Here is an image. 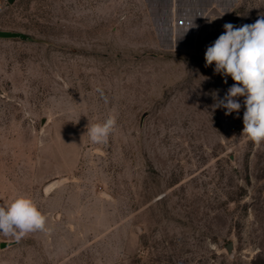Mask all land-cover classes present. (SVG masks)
<instances>
[{"label": "rangeland", "instance_id": "rangeland-1", "mask_svg": "<svg viewBox=\"0 0 264 264\" xmlns=\"http://www.w3.org/2000/svg\"><path fill=\"white\" fill-rule=\"evenodd\" d=\"M262 15L264 0H0L17 34L0 38V204L31 197L47 229L0 233V264H264V143L242 134L244 97L213 108L236 82L205 66L225 23Z\"/></svg>", "mask_w": 264, "mask_h": 264}, {"label": "clouds", "instance_id": "clouds-1", "mask_svg": "<svg viewBox=\"0 0 264 264\" xmlns=\"http://www.w3.org/2000/svg\"><path fill=\"white\" fill-rule=\"evenodd\" d=\"M222 33L205 52V66L215 63L214 71L231 76L234 83L222 99L216 93L213 108L223 107L226 115L239 112L244 97L243 130L256 146L264 143V15L252 24L240 27L224 24ZM227 83V79L224 80ZM101 97L107 102L102 90ZM116 117L109 115L101 123L87 128L93 143H106L116 127ZM46 216L31 197L18 194L9 203L0 204V233L19 241L31 232L46 231Z\"/></svg>", "mask_w": 264, "mask_h": 264}, {"label": "water", "instance_id": "water-1", "mask_svg": "<svg viewBox=\"0 0 264 264\" xmlns=\"http://www.w3.org/2000/svg\"><path fill=\"white\" fill-rule=\"evenodd\" d=\"M13 37H17V34L0 31L1 39H7V38H13ZM227 250L230 251V245L228 246Z\"/></svg>", "mask_w": 264, "mask_h": 264}, {"label": "bare ground", "instance_id": "bare-ground-1", "mask_svg": "<svg viewBox=\"0 0 264 264\" xmlns=\"http://www.w3.org/2000/svg\"><path fill=\"white\" fill-rule=\"evenodd\" d=\"M53 187V185H49L46 189H48L47 191H50Z\"/></svg>", "mask_w": 264, "mask_h": 264}]
</instances>
